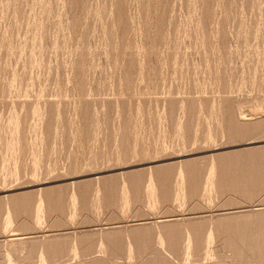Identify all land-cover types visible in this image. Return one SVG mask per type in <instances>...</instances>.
Wrapping results in <instances>:
<instances>
[{
	"label": "rangeland",
	"instance_id": "obj_1",
	"mask_svg": "<svg viewBox=\"0 0 264 264\" xmlns=\"http://www.w3.org/2000/svg\"><path fill=\"white\" fill-rule=\"evenodd\" d=\"M263 43L264 0H0V264H264Z\"/></svg>",
	"mask_w": 264,
	"mask_h": 264
},
{
	"label": "bare ground",
	"instance_id": "obj_2",
	"mask_svg": "<svg viewBox=\"0 0 264 264\" xmlns=\"http://www.w3.org/2000/svg\"><path fill=\"white\" fill-rule=\"evenodd\" d=\"M261 36V35H260ZM260 44V43H259ZM264 44V43H263ZM253 50V49H252ZM263 50V49H262ZM237 53V52H236ZM256 57V56H255ZM259 60V59H258ZM257 64V63H256ZM259 72V71H258ZM214 77H216V76H214ZM242 114V113H241ZM242 117V116H241ZM261 122V121H260ZM222 124V123H221ZM253 124H254V122H253ZM249 125V124H248ZM258 126H259V122H258ZM227 127V126H226ZM230 127V126H229ZM253 128V127H252ZM224 129V128H223ZM243 129V128H242ZM259 130H260V128H259ZM258 130V131H259ZM261 131V130H260ZM245 133V132H244ZM230 135V134H229ZM258 135V134H257ZM256 136V135H255ZM250 138V137H249ZM246 139V138H245ZM227 141V140H226ZM224 142H225V140H224ZM228 142V141H227ZM253 153V152H252ZM251 153V154H252ZM259 155V154H258ZM214 182V181H213ZM220 182V181H219ZM215 183V182H214ZM211 184V183H210ZM208 185V184H207ZM236 185V184H235ZM221 187V186H220ZM197 188V187H196ZM203 190V189H202ZM216 190V189H215ZM192 191V190H191ZM196 191V190H195ZM207 192V191H206ZM208 193V192H207ZM18 197V196H17ZM208 198V197H207ZM198 207V206H197ZM238 220V219H237ZM236 220V221H237ZM183 228V227H182ZM188 232V231H187ZM243 236V235H242ZM185 237V236H184ZM241 239V238H240ZM239 241V240H238ZM249 241H251L250 239H249ZM236 242V241H235ZM252 243V242H251ZM178 244V243H177ZM254 244V243H253ZM255 244H258V243H255ZM241 245H242V243H241ZM250 245H252V244H250ZM226 246V245H225ZM234 246V245H233ZM229 247H230V245H229ZM250 247V246H249ZM252 247V246H251ZM254 247V246H253ZM195 248V247H194ZM193 248V249H194ZM238 248V247H237ZM256 248V247H255ZM253 249V248H252ZM249 250V249H248ZM262 250V249H261ZM252 251V250H251ZM255 251H256V249H255ZM259 251V250H258ZM257 251V252H258ZM242 253V252H241ZM250 253V252H249ZM194 254V253H193ZM239 253H237V255H238ZM242 255V254H241ZM255 255H257V253L255 254ZM254 255V256H255ZM237 257V256H236ZM239 257V256H238ZM248 257V256H247ZM240 258V257H239ZM237 259V258H236ZM241 261V260H240ZM244 261V260H243ZM247 263V262H246Z\"/></svg>",
	"mask_w": 264,
	"mask_h": 264
}]
</instances>
